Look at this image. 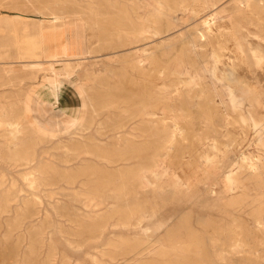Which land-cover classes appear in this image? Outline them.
I'll use <instances>...</instances> for the list:
<instances>
[{"label": "rangeland", "instance_id": "rangeland-1", "mask_svg": "<svg viewBox=\"0 0 264 264\" xmlns=\"http://www.w3.org/2000/svg\"><path fill=\"white\" fill-rule=\"evenodd\" d=\"M231 3L233 0H224L218 7L229 8ZM198 4L197 18L188 21V24L190 22L195 25L203 19H207L209 24L219 21L213 16L215 7ZM202 12L203 14H201ZM2 15H5V12L0 10V16ZM92 34L91 30H87V47H96L97 45L92 39ZM177 36L178 33L175 32L167 38L173 39ZM222 40L225 41L226 47L234 52L230 55L226 52V56L234 58V55H237L235 59L236 65H238L237 73L244 75L246 80L251 82L250 85L264 98V56L258 62L249 48L254 47L262 50L263 53L264 49H261L256 42L251 45L243 41L245 52L241 53L235 48L234 39L230 34H225ZM161 41L159 40L158 44ZM2 42L0 37V110L7 111L9 109L11 112H15L17 107L20 108L24 104V109L33 125L39 132L49 137L51 143L49 141V143L37 144L34 148L33 160L29 164H14L12 161L8 162L9 159L5 156V153L14 149L13 141H10L4 129L0 128V264H154L153 261L158 260L154 252L159 247L155 241L158 238L166 237L176 221L183 218L188 227L190 224L194 226H190L193 238L196 235L194 239H204L203 255L209 262L213 261L212 264H264V245L259 244L264 241V229L262 233L260 225L255 222L256 218L264 217V193L259 189L261 185H264V168L260 170L257 178L246 170L242 174V181H246L247 187L244 194L240 190H236L228 195V197L236 196L240 198V201H244L242 203L244 209L237 215L239 221L236 225L243 221L246 224V226L244 223L241 225L245 235L238 236L245 243L243 247L245 250L242 249L244 251L241 250L233 255L226 253L224 262L217 259L220 249L228 247L227 245L231 242L230 236L234 237V232L237 231L235 229L233 232V227L235 228L236 225L231 226L233 220L227 215L230 208L219 202L223 195V178L228 174L230 168H235L237 163L243 162L240 160L242 157L252 156L253 159L261 155L264 157V153L258 149L259 147L253 140L256 137L255 134L253 132L246 134L247 136L241 134L239 124L233 122L236 115L231 110L223 108L218 102L215 106L207 104L209 107H206L201 97L191 96L198 92L197 89L191 90L189 93L185 90L181 93L169 92L163 89L159 83L155 86L153 94L157 99L159 97L158 101L160 103L162 101L163 106H169L170 113L163 115L159 110H155L156 113H159L157 115L160 118H167L162 119L161 127L168 128L167 133L158 137L156 143L158 152L155 148L153 151L152 147H149L151 138L145 137V139H135L136 143L142 141L144 148L134 156L119 154L109 150V144L113 142L111 134H106L104 130L110 126L113 118L112 110L114 112L115 109L109 107L111 110L106 111L99 108L103 105V97L106 100L108 97V102H113L128 97L132 90H137L138 93L147 96L148 93L143 86L145 82H140L143 80L141 76L132 74L130 70L125 71L123 60L105 54L106 51L100 53L102 56H87L85 59L61 55L56 57L58 59L43 57L35 61L23 62L33 59L24 57L22 52L13 48H9L10 50L6 54L2 48ZM168 42L169 40L165 41V43ZM154 51L160 52V49ZM210 51L211 47L208 46L205 51L198 52L196 61H205L209 65L211 62ZM160 55L161 53H157L156 57L163 60ZM53 64L58 65L59 69L54 70ZM141 64L144 65V69H147L151 62L143 58ZM145 80L150 81L151 78L145 77ZM53 84L57 87L58 102L53 106L52 111L45 112L38 107L45 103V94L41 92L45 91L46 85ZM137 85L139 86L136 87ZM181 95L185 97L187 104L183 106V111H180L178 105ZM93 96L95 97L94 108L98 111L95 112L91 128L80 132V126L88 118L86 105L89 98L93 99ZM167 99L168 101H166ZM216 101L218 100L216 99ZM127 104L121 103L120 106ZM97 105L100 106L97 108ZM263 107H258L254 111L256 112L255 116L259 119L262 116L264 119ZM218 109L220 110L217 111ZM100 110L102 114H100ZM209 110L214 113L213 126L217 129V133L214 135L208 134L211 129L207 118ZM177 113H187L191 117L184 120L179 119L180 121L175 123L176 120L171 118V115H178ZM227 113L229 117H225ZM158 116L145 118V120L158 124ZM84 117L87 118L84 119ZM136 120L138 119L131 121V126L137 125ZM175 126L181 128L173 135L170 130ZM50 128L54 129L53 133L48 132ZM96 130L99 131L95 132ZM197 137H216L220 144H228L233 137L236 138V142H232L230 148H227L223 159L221 154H218L220 160L225 161L224 166L218 163L219 167L212 168L210 162L205 164V160L202 158L205 156L212 158L214 151L208 149L210 146L198 145ZM77 143L99 146L100 149L105 150L104 153H109V164L101 156L85 155L81 153V149H74L73 144ZM146 145L147 147H145ZM153 158L155 161L151 163ZM81 163L83 165H80ZM37 164H40L37 166V169L40 170L34 171ZM131 167L132 169H130ZM134 170L138 174L141 172L140 176ZM65 174L67 177H64V181ZM147 174L148 176H146ZM33 175L39 178L38 185H31L24 179ZM124 177H126V182H123ZM59 179H62L61 182L58 181ZM70 179H72L71 182ZM147 180L149 183L146 182ZM257 180L260 182H256ZM247 181L250 183L248 184ZM144 183H147L148 186L147 184L145 186ZM12 190L15 194L11 193ZM193 193L196 194L197 199L185 201ZM178 197L184 201L181 208L177 210L174 203ZM198 199L202 202L206 201L207 206H212L211 210L210 207H206L201 211L200 205L196 203ZM250 200H254L258 204ZM199 218L206 222V226L202 227L196 224ZM161 223H165V226L157 231L156 229ZM165 227L169 228L167 232L164 231ZM228 227L230 229L227 231L225 228ZM177 230L180 234L183 233L181 228L178 227ZM230 231L234 235H231ZM210 237L218 239L213 241V246L207 244ZM147 239L152 241L151 246L143 250ZM134 249L142 250V254L134 256Z\"/></svg>", "mask_w": 264, "mask_h": 264}, {"label": "bare ground", "instance_id": "bare-ground-1", "mask_svg": "<svg viewBox=\"0 0 264 264\" xmlns=\"http://www.w3.org/2000/svg\"><path fill=\"white\" fill-rule=\"evenodd\" d=\"M222 1L224 0H0V10L5 12V15L0 16V37L3 41L2 48H4V52L6 54L9 52V48H13L14 50L17 49L22 52L24 57L33 59L25 60L23 62L35 61L36 59L43 57L47 59H58L56 57L61 55L85 59L87 56H102L100 53L106 51L105 54L115 56L123 60L122 62H124L123 64L126 67L125 71L130 70L132 74L141 76L143 80L140 82H145L143 86L145 87V91L148 93L147 96L138 93L137 90H132L128 97L113 102H108L109 99L107 96V100L103 97L104 95L102 96L103 98L100 96L104 100H102L103 105H99V109L106 111L110 109L109 107H114L115 109L114 112L112 110L113 118L111 119L112 122L110 126L104 129L106 134H111V140L113 142L109 144V150L116 151L119 154H131V156H134L135 153L140 152L142 148H144L142 141L136 143L135 139H145V137H148L149 139L151 138V146L149 145V147H152V149L157 148L156 143L158 137L167 133L168 128L161 127L160 122L163 118H160L157 115L159 113H156L155 110H159V112L163 115H165V113H170L168 108L169 106H163L164 104L162 101L161 103L158 101L159 97L157 99L153 94L155 86L160 83L162 88L169 92L174 91L181 93L185 90L189 93L191 90L197 89L198 92L191 94V96L197 98L201 97L206 107H209V104L215 106V104L218 102V104L223 106V108L231 110L236 115L233 118V122L235 124H239L241 134L246 135L253 132V134L256 136L253 140L259 147L258 149L262 150L264 153V119H262L263 116L261 119L256 117V112H254L256 111V108L264 106V98L261 97V93L259 91L250 85L251 82L247 81L244 75H239L237 73L238 65H236L235 62L237 55H234V58L226 56V52L229 53L228 55H230V53L233 54L234 52L226 47L224 44L225 41L222 40L225 34H230L234 39L235 48L241 53L245 52L243 49V41L251 45L253 42H256V44L261 49H264V0H233V3H231L232 5L229 8H220L218 6L221 5ZM198 3H201L203 6L215 7V10L213 9V16L219 21L209 24L207 19H203L200 22H198L197 19V24L192 25L190 22L188 24L187 22L194 20L198 14ZM201 14H203V12ZM179 15H181V17H179ZM213 27H215V31ZM251 27L253 28L251 29ZM87 30L92 31V39L95 40V43L97 44L96 47H87ZM175 32L178 33L177 37L173 39L167 38L172 36V34ZM159 40H162L160 44H158ZM166 40H169V42L165 43ZM208 46L211 47V53L209 54L211 62L209 65H207L205 61H196L198 52L205 51ZM157 49H160V52L154 51ZM249 51L254 53L255 56L253 55V57H255L258 62L263 59L264 53L262 50L251 47L249 48ZM157 53H161L160 56L163 57V60L156 57ZM246 55L248 54L246 53L245 56ZM249 56L252 57L251 54H249ZM143 58L151 62L149 68L147 67V69H144V65L141 64ZM59 63L61 62L59 61ZM62 65L65 66V64ZM58 67V65L53 64V68H55L54 70H57ZM145 77L151 78V80L146 81ZM256 81L257 80H255V83H257ZM121 86L119 85V87ZM138 86L139 85L136 87ZM98 91L100 90L98 89ZM41 93L45 94V103L39 105V109L45 112L52 111L53 106L58 102L57 87L54 84L46 85L45 91H42ZM94 98L95 97L93 96V99L89 98L88 100L86 105L88 118L84 117V119H87H83L85 122L80 126V132L91 128L93 119L95 118V112L98 111L96 108H94ZM216 99L218 101H216ZM166 101H168V99ZM178 101L180 111H183V106L187 105L185 102V97H180ZM121 103L130 104L120 106ZM99 106L97 105V108ZM101 110L100 114H102ZM219 110L220 109L217 111ZM228 113L225 115V117H229ZM189 115L190 114L187 113H181L175 116L172 114L171 118H174L176 123L179 119L184 120L188 117H191ZM155 116L159 117V125L154 124L153 122H147L145 120V118H154ZM207 118L209 119V124L211 126L208 134L214 135L217 133V129L213 126L214 113L210 112L209 110ZM135 119H138L136 120L137 125L131 126V121ZM164 119L167 118L164 117ZM53 127L56 126L53 125ZM0 128L4 129V132L10 138V141H13L14 149L5 153V156L7 159H9L8 162L12 161L14 164H29V162L33 160L35 146L37 144L49 143L50 141L49 137L39 132V130L33 125L26 110L24 109V104L20 108L17 107L15 112H11L9 109L7 111L0 110ZM180 128V126H175V128L172 129L171 127L172 130H169L170 133L173 134L176 133V131H178ZM53 130V128H50V131L48 132L53 133ZM97 131L99 130H96L95 132ZM172 139L174 138L172 137ZM91 141L92 140L90 139V142ZM232 142H236V138L233 137L228 144H220L216 137H197L198 145L210 146L208 149H212L214 151V156H212V158H209L208 156H205L204 158L200 156V158L205 160V164H207L206 162H210V166L212 168L219 167L218 163H221V166H224L225 161L222 159L225 156L227 148L232 144ZM73 146L74 149H81L82 154L93 157L101 156L109 164V153H104L105 150L100 149L99 146L95 144L83 145L80 143L73 144ZM170 146L173 147L171 144ZM145 147H147V145ZM161 147L162 145L160 148ZM164 147L166 148V146ZM155 149H153V151H155ZM156 151L158 152L157 149ZM219 153L221 154V160L220 156L218 155ZM240 160L243 162L236 164V170L234 167L232 169L230 168V170H228V174L223 178V195L219 199V202L224 204V206L226 205L225 207L230 208V211H228L227 215L233 220L231 226H235L237 221H239L237 219V215L242 209H244V205H242L244 201H240V198H237L236 196L228 197V195L236 190H240L242 193L246 191V181H242V174L246 170L250 171V173H252L254 176H256L255 178H257L260 170H263L264 168V157H262V155L257 156L254 159L252 156L242 157ZM154 161L155 160L153 158L151 163ZM39 165L40 164L36 165L34 171L40 170L37 169V166ZM80 165L83 164L81 163ZM130 169H132V167ZM68 171L71 172L70 170ZM149 171L151 172V170ZM135 172L137 173V171ZM38 173L40 174V172ZM66 174L68 175L70 173ZM66 174L64 176L62 175L63 180L65 176L67 177ZM139 174L137 173V175ZM148 174L146 176H148ZM24 179L31 185H38L37 181L39 178L36 175L31 177L27 176ZM60 180L62 179H59L58 181ZM71 180L72 179H70V182ZM259 180L256 182H260ZM76 181L78 182V180ZM126 181V177H124L123 182ZM248 181L247 183L249 184L250 182ZM146 182L149 183L148 180ZM147 183H144V185ZM259 189L264 193V185H261ZM12 192L13 190L11 193ZM177 193H179L178 190ZM13 194L15 193L13 192ZM196 199L197 196L193 193L187 197L185 201H194ZM244 200L246 201V199ZM183 201L184 200L181 197L177 198L176 203H174L177 210L178 208H181ZM205 202L206 201L202 202L200 199H198L196 203L200 205L199 207L201 208V211L206 207H210L211 210L212 206H207ZM251 202L256 201L253 200ZM256 204H258V202H256ZM183 220L185 219H178L176 224L173 226V229L168 232L166 237L158 238L155 241L159 247L157 250L155 249L156 252H154V255L158 257V260H160L153 261L154 264H212L213 261L209 262L203 255L205 249L204 239H194L196 232L194 231L195 233H193V235L195 236L193 238L191 233L192 230H190L191 224L188 227L186 225V220V223ZM255 222L256 224L260 225V229L263 233L264 217L256 218ZM242 223H244V221L238 223L235 228L233 227V232L235 229H237V231L234 232L235 235L230 231L231 235H234V237L230 236L229 238V240H231L230 244L227 245L228 247L226 249L221 248L220 252L217 254V259H219L221 262L226 260V253L233 255L239 253L242 249L245 250V248H243L245 243L242 242L240 238H238V236H242L243 234L242 230L244 229L241 227ZM196 224L203 227L206 222L200 220L199 218L197 219ZM164 226L165 223H161L156 230L158 231L161 228H164ZM176 227L181 228L183 233L180 234ZM247 227L249 229V226ZM257 227L259 229V226ZM168 229L166 228L164 231L167 232ZM225 229L228 231L230 228L228 227ZM217 240V238L215 239L210 237L207 241L206 238V241L208 242L207 244L212 246L213 241ZM151 242V240L147 239L144 246L145 248L142 249H148L151 246ZM259 244L264 245V241H261V243L259 242ZM139 249H134V256L142 254V250Z\"/></svg>", "mask_w": 264, "mask_h": 264}]
</instances>
